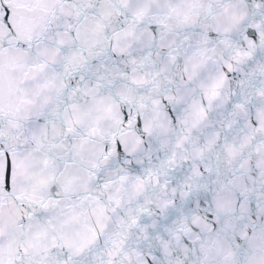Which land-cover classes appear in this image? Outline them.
<instances>
[{
	"label": "snow or ice",
	"instance_id": "obj_1",
	"mask_svg": "<svg viewBox=\"0 0 264 264\" xmlns=\"http://www.w3.org/2000/svg\"><path fill=\"white\" fill-rule=\"evenodd\" d=\"M0 264H264V0H0Z\"/></svg>",
	"mask_w": 264,
	"mask_h": 264
}]
</instances>
